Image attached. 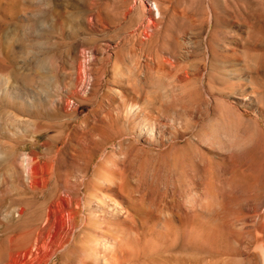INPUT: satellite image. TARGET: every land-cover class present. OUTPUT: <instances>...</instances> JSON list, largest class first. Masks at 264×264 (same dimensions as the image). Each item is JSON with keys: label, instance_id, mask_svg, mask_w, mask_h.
<instances>
[{"label": "rangeland", "instance_id": "374dc122", "mask_svg": "<svg viewBox=\"0 0 264 264\" xmlns=\"http://www.w3.org/2000/svg\"><path fill=\"white\" fill-rule=\"evenodd\" d=\"M0 264H264V0H0Z\"/></svg>", "mask_w": 264, "mask_h": 264}]
</instances>
